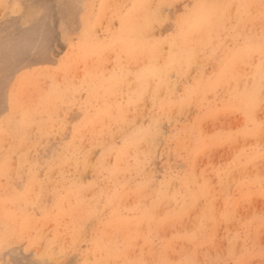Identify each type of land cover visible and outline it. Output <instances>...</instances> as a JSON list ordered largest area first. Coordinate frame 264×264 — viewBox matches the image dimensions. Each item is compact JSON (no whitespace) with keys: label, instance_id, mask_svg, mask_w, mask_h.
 Instances as JSON below:
<instances>
[{"label":"rangeland","instance_id":"rangeland-1","mask_svg":"<svg viewBox=\"0 0 264 264\" xmlns=\"http://www.w3.org/2000/svg\"><path fill=\"white\" fill-rule=\"evenodd\" d=\"M17 1L0 264H264V0Z\"/></svg>","mask_w":264,"mask_h":264},{"label":"bare ground","instance_id":"bare-ground-1","mask_svg":"<svg viewBox=\"0 0 264 264\" xmlns=\"http://www.w3.org/2000/svg\"><path fill=\"white\" fill-rule=\"evenodd\" d=\"M5 1H6V0H5ZM20 1H21V0H20ZM20 1H19V3H20ZM33 1H34V0H33ZM50 1H51V0H50ZM144 1H145V0H144ZM144 1H143V2H144ZM153 1H154V0H153ZM160 1H161V0H160ZM208 1H209V0H208ZM22 2H23V1H22ZM34 2H36V1H34ZM145 2H146V1H145ZM156 2H157V1H156ZM214 2L216 3V1H214ZM261 2H263V1H261ZM16 3H18V1H17ZM19 3H18V4H19ZM168 3H169V2H168ZM202 3H203V2H202ZM202 3H199V4L202 5ZM215 3H214V4H215ZM217 3H218V2H217ZM255 3H256V2H255ZM255 3H254V4H255ZM31 4H32V2H31ZM31 4H30V6H32ZM34 4L36 5V3H34ZM139 4H140V3H139ZM143 4H144V3H143ZM204 4L206 5L205 2H204ZM208 4H209V5L211 4L210 1H209ZM258 4H259V2H258ZM216 5H218V4H216ZM16 6H17V5H16ZM28 6H29V5H28ZM36 6H37V5H36ZM141 6H142V5H141ZM211 6H212V4H211ZM220 6H221V5H220ZM222 6H223V5H222ZM261 6H262V5H261ZM24 7H25V6H24ZM125 7H126V6H125ZM201 7L204 8L203 6H201ZM201 7H200V8H201ZM206 7H207V6H206ZM206 7H205V9H206ZM256 7H257V6H256ZM19 8H20V7H18V8L16 7V8H13V9H17V10H18ZM25 8H26V7H25ZM142 8H143V7H142ZM145 8H147V7H145ZM208 8H209V7H208ZM208 8H207V9H208ZM210 8H211V7H210ZM257 8H258V7H257ZM257 8H255V9H257ZM20 9H21V8H20ZM22 9H24V8H22ZM22 9H21V10H22ZM35 9H36V8H35ZM260 9H261V8H260ZM6 10H7V9H6ZM21 10H18V11L22 12ZM144 10H145V9H144ZM165 10H166V9H165ZM211 10H212V9H211ZM219 10H220V7H219ZM15 11H16V10H15ZM15 11H13V12L15 13ZM41 11H42V9H41ZM201 11H202V10H201ZM220 11H221V10H220ZM259 11H260V10H259ZM259 11H258V12H259ZM262 11H263V10H262ZM144 12H145V11H144ZM216 12H217V11H216ZM260 12H261V11H260ZM27 13H28V12H27ZM31 13H32V12H31ZM159 13H160V12H159ZM11 14H12V12H11ZM25 14H26V13H25ZM35 14H36V13H34V15H35ZM135 14H136V12H135ZM135 14H134V15H135ZM203 14H204V13H203ZM205 14H206V13H205ZM215 14H216V13H215ZM262 14H263V13H262ZM263 15H264V14H263ZM3 16H5V15L3 14ZM45 16H46V15H45ZM139 16H140V15H139ZM195 16H196V15H195ZM29 17H30V16H29ZM31 17H32V16H31ZM37 17H38V16H37ZM140 17H141V16H140ZM202 17H204V16L202 15ZM202 17H201V19H200L201 21H203ZM212 17H213V16H212ZM216 17H217V16H216ZM33 18H35V17H33ZM87 18H88V17H87ZM130 18H131V17H130ZM160 18H161V17H160ZM197 18H198V17H197ZM208 18H210V17H208ZM87 20H88V19H87ZM160 20H162V18H161ZM200 20H199V21H200ZM25 21H26V20H24V23H26ZM209 21H211V18H210ZM222 21H223V20H222ZM21 22H22V21H21ZM88 22H89V21H88ZM114 22H115V21H114ZM206 22H208V21H206ZM230 22H231V21H230ZM230 22H229V23H230ZM24 23H23V24H24ZM27 23H28V22H27ZM30 23H31V22H30ZM30 23H29V24H30ZM23 24H22V25H23ZM29 24H28V25H25V26H29ZM193 24H194V23H193ZM195 24L197 25L198 23L195 22ZM200 24H201V22H200ZM200 24H199V25H200ZM203 24H204V23H203ZM203 24H202V26H203ZM214 24H216V23H214ZM14 25H15V24H14ZM31 25H32V24H31ZM140 25H141V24H140ZM196 25H195V26H196ZM207 25H208V24H207ZM209 25H210V22H209ZM228 25H229V24H228ZM20 26H21V24H20ZM20 26L17 27V28L20 29ZM128 26H129V25H128ZM217 26H218V25H215V26L213 25L212 27L215 28V27H217ZM29 27H30V26H29ZM190 27H191V26H190ZM208 27H209V26H208ZM208 27H206V28H208ZM227 27H228V26H227ZM17 28H15V29L13 30V31H15V32H13V34H14V33L16 34V29H17ZM23 28H24V27H23ZM192 28H193V27H192ZM10 29H11V28H10ZM19 29H17V33H18V30H19ZM106 29H107V28H106ZM126 29H127V28H126ZM20 30H21V29H20ZM191 30H193V29H190L188 32L190 33ZM3 31H4V30H3ZM7 31H8V29H7ZM21 31H22V30H21ZM23 31H24V29H23ZM26 31H27V30H26ZM26 31H25V32H26ZM35 31H36V30H34V32H35ZM194 31H195V29L193 30V33L195 34ZM217 31H218V30H217ZM8 32H9V31H8ZM10 32H11V31H10ZM10 32H9V33H10ZM25 32H24V33H25ZM95 32H96V31H95ZM128 32H129V30H128ZM183 32H184V31H183ZM224 32H225V31H224ZM224 32H223V33H224ZM5 33H7V32H5ZM11 33H12V32H11ZM20 33H21V32H20ZM20 33H19V34H20ZM47 33H48V32H47ZM126 33H127V32H126ZM181 33H182V32H181ZM186 33H187V32H186ZM218 33H219V31H218ZM7 34H8V33H7ZM15 34H14V35H15ZM27 34H29V33H27ZM38 34H39V33H38ZM128 34H129V33H127V35H128ZM130 34H131V33H130ZM182 34H183V33H182ZM253 34H254V33H253ZM255 34H256V33H255ZM3 35H4V34H3ZM3 35H2V36H3ZM8 35H9V34H8ZM14 35H12V36L14 37ZM29 35H31V34H29ZM177 35H178V34H177ZM177 35H176V36H177ZM131 36H132V35H131ZM184 36H185V35H184ZM5 37H6V35H5ZM21 37H22V36H21ZM28 37H29V36H28ZM39 37H41V36H39ZM211 37H212V36H211ZM253 37H254V36H253ZM1 38H2V37H1ZM3 38H4V36H3ZM11 38H12V37H11ZM181 38H182V36H181ZM187 38H188V37H187ZM255 38H256V37H255ZM259 38H260V37H259ZM7 39H8V37H7ZM22 39H23V37H22ZM36 39H37V37H36ZM260 39H261V38H260ZM11 40H12V41H13V40H14V41L17 40L16 36H15V39L12 38V39H10V41H11ZM19 40H21L20 37H19ZM34 40H35V38H34ZM175 40H177V39H175ZM182 40H183V39H182ZM204 40H205V39H204ZM251 40H255V39H251ZM21 41H22V40H21ZM28 41H29V40H28ZM35 41H36V40H35ZM38 41L40 42V39H38ZM183 41H184V40H183ZM261 41H262V40H261ZM4 42H5V41H3V43H4ZM173 42H174V41H173ZM243 42H244V41H243ZM246 42H247V41H246ZM26 43H27V42H26ZM32 43H33V42H32ZM34 43H35V42H34ZM36 43H37V42H36ZM36 43H35V44H36ZM139 43H140V42H139ZM166 43H167V42H166ZM203 43H204V42H203ZM206 43H208V42L206 41ZM257 43H258V42H257ZM179 44H180V43H179ZM210 44H211V43H210ZM250 44H251V43H250ZM254 44H255V43H253V45H254ZM259 44H261V42H259ZM0 45H2V43H1ZM8 45H9V44H8ZM168 45H169V44H168ZM214 45H215V44H214ZM214 45H212V46H214ZM256 45H257V44H256ZM256 45H255V46H256ZM4 46H5V45H4ZM13 46H14V45H13ZM13 46H11V47H13ZM25 46H26V45H25ZM154 46H155V45H154ZM198 46H199V45H198ZM201 46H202V45H201ZM201 46H200V47H201ZM203 46H206V45H203ZM5 47H8V48L12 49V48L10 47V45H9V46H5ZM162 47H163V46H162ZM179 47H180V46H179ZM200 47H199V48H200ZM256 47H257V46H256ZM256 47H255V48H256ZM259 47H260V46H259ZM262 47H263V46H262ZM182 48H184V47H182ZM234 48H235V47H234ZM253 48H254V47H253ZM2 49H3V48H2ZM163 49H164V47H163ZM242 49H243V48H242ZM263 49H264V47H263ZM0 50H1V49H0ZM13 50H14V49H13ZM25 50H26V49H25ZM182 50H183V49H182ZM185 50H186V49H185ZM209 50H211V49H209ZM243 50H244V49H243ZM253 50H254V49H253ZM173 51H175V50H173ZM180 51H181V49H180ZM0 52H1V51H0ZM3 52H4V50H3ZM3 52H1V53H3ZM15 52H18V51H15ZM181 52H182V51H181ZM204 53H205V52H204ZM206 53H208V51H206ZM210 53H211V52H210ZM15 54H17V53H15ZM175 54H176V53H175ZM17 55H19V53H18ZM42 55H43V54H42ZM173 55H174V54H173ZM205 55H206V54H205ZM7 56H8V55H7ZM20 56H21V54H20ZM47 56H48V55H47ZM203 56H204V54H203ZM210 56H211V55H210ZM8 57H9V56H8ZM208 57H209V56H208ZM41 58H42V57H41ZM172 58H173V57H172ZM185 58H186V56H185ZM206 58H207V57H206ZM209 58H211V57H209ZM118 59H119V58H118ZM173 59H174V58H173ZM1 62H2V61H0V63H1ZM158 62H159V61H158ZM181 62H184V61H181ZM181 62H180V63H181ZM198 62H200V61H198ZM7 63H8V62H7ZM225 63H226V62H225ZM204 64H205V63H204ZM140 65H141V64H140ZM183 65H184V64H183ZM183 65H181V66H183ZM0 66H1V64H0ZM8 66H9V65H8ZM149 67H150V65H149ZM183 67H184V66H183ZM183 67H182V68H183ZM190 67H191V66H190ZM194 67H195V66H194ZM196 67H197V66H196ZM0 69H1V68H0ZM98 69H99V68H98ZM132 69H133V68H132ZM176 69H177V68H176ZM179 69H180V68H179ZM179 69H178V70H179ZM189 69H190V68H189ZM2 70H3V69H2ZM182 70H183V69H182ZM193 70H194V69H193ZM223 70H224V69H223ZM151 71H152V70H151ZM151 71H150V72H151ZM1 72L3 73V71H1ZM175 72H176V71H175ZM193 72H194V71H193ZM2 73H1V74H2ZM176 74H177V73H176ZM145 75H146V74H145ZM189 75H190V73H189ZM218 75H220V74H218ZM143 77H144V76H143ZM170 77H172L171 79L173 80V74H172V76L170 75ZM130 80H131V79H130ZM145 80H146V79H145ZM143 81H144V80H143ZM146 81H147V80H146ZM146 81H145V82H146ZM169 81H170V79H169ZM140 82H141V81H140ZM145 82H144V83H145ZM170 82H171V81H170ZM141 84H142V83H141ZM200 85H201V84H200ZM176 86H177V85L175 84V87H176ZM196 86H197V85H196ZM139 87H140V86H139ZM140 88H141V87H140ZM141 89H142V88H141ZM141 89L138 88V90H140V91H141ZM162 89H163V88H162ZM195 89H197V88H195ZM122 91H123V90H122ZM236 92H237V91H236ZM236 92H235V93H236ZM238 92H239V91H238ZM246 92H247V91H246ZM5 93H6V92H5ZM113 93H114V92H113ZM139 93H140V92H139ZM177 93H178V92H177ZM191 93H192V92H191ZM191 93H190V94H191ZM247 93H248V92H247ZM140 94H141V93H140ZM242 94H243V93H242ZM137 95H138V94H137ZM159 95H160V94H159ZM185 95H186V94H185ZM80 96H81V95H80ZM246 96H247V94H246ZM36 97H37V96H36ZM207 97H208V96H207ZM227 97H228V95H227ZM248 97H249V95H248ZM146 98H147V97H146ZM74 99H75V98H74ZM249 99H250V98H249ZM252 99H253V97H252ZM65 100H66V99H65ZM226 100H227V98H226ZM180 101H181V99H180ZM247 101H248V99H247ZM249 103H250V102H249ZM199 104H201V103L199 102ZM151 106H152V105H151ZM107 108H108V107H107ZM188 109L190 110L191 107L188 108ZM244 110H245V109H244ZM143 111H144V109H143ZM90 112H91V111H90ZM190 112H191V111H190ZM65 113H66V112H65ZM100 113H101V112H100ZM143 113H144V112H143ZM0 114H1V113H0ZM112 114H113V113H112ZM33 115H34V114H33ZM143 115H144V114H143ZM152 116H153V115H152ZM149 120H153V119H149ZM25 121H26V120H25ZM249 121H250V120H249ZM19 122H20V121H19ZM27 122H28V121H27ZM49 122H50V121H49ZM49 122H48V123H49ZM149 122H150V121H149ZM13 123H15V122H13ZM20 123H22V122H20ZM24 123H25V122H24ZM53 123H54V122H53ZM169 123H170V122H169ZM15 124L17 125V121H16ZM18 124H19V123H18ZM25 124H26V123H25ZM85 124H86V123H85ZM27 125H28V124H27ZM57 125H58V124H57ZM239 125H240V123H239ZM252 125H254V124H252ZM20 126H21V125H20ZM20 126L18 125L17 127H20ZM22 126H24V125H22ZM52 126H53V124H52ZM55 126H56V125H55ZM55 126H54V127H55ZM168 126H169V125H168ZM185 126H186V125H185ZM241 126H242V125H241ZM7 127H8V126H7ZM25 127H26V126H25ZM15 128H16V127H15ZM183 128H184V127H183ZM19 129H20V128H19ZM23 129H24V128H23ZM31 129H32V128H31ZM155 129H156V128H155ZM155 129H154V130H155ZM187 129H188V128H187ZM12 130H13V128H12ZM27 130H28V129H27ZM94 130H95V129H94ZM143 130H144V129H143ZM188 130H190V129H188ZM28 131H29V130H28ZM172 131H173V130H172ZM6 132H7V130H6ZM11 132H12V131H11ZM21 132H22V131H21ZM38 132H39V130H38ZM58 132H59V131H58ZM146 132H147V131H146ZM149 132H150V131H148V134H149ZM152 132H154V131H152ZM14 133H15V131H14L12 134H14ZM25 133H26V132H25ZM29 133H30V132H29ZM31 133H32V132H31ZM53 133H54V132H53ZM92 133H93V131H92ZM150 133H151V132H150ZM191 133H192V132H191ZM20 134H21V133H20ZM36 134H37V133H36ZM139 134H140V133H139ZM142 134H143V133H142ZM194 134H195V133H194ZM43 135H44V134H43ZM143 135H145V132H144ZM151 135H152V134H151ZM14 136H15V134H14ZM40 136H41V135H40ZM137 136H138V135H137ZM191 136H192V134H191ZM9 137H10V136H8V138H9ZM23 137H24V136H23V134H22V137H21V138H23ZM27 137H28V136H27ZM27 137L24 138L25 140H27V142L25 141V143H29V142H30V141H29V140H30V139H29L30 137L28 138L29 140L27 139ZM35 137H36V136H35ZM35 137H34V138H35ZM44 137H45V136H44ZM86 137H87V136H86ZM139 137H140V136H139ZM11 138H12V137H11ZM14 138H15V137H14ZM19 138H20V136H19ZM31 138H32V137H31ZM45 138H46V137H45ZM136 138H137V137H136ZM17 139H18V138H17ZM38 139H39V138H38ZM134 139H135V138H134ZM9 140H10V139H9ZM14 140H15V139H14ZM14 140H13V141H14ZM19 140H20V139H19ZM32 140H33V139H32ZM32 140H31V141H32ZM69 140H70V139H69ZM192 140H193V139H192ZM20 141H21V140H20ZM130 141H131V140H129V143H130ZM133 141H135V140H133ZM133 141H132V142H133ZM154 141H155V140H154ZM23 142H24V141H23ZM33 142H34V141H33ZM42 142H43V141H42ZM69 142H70V141H69ZM10 143H11V142H10ZM13 143H14V142H13ZM13 143H12V144H13ZM25 143H23V145H22V141H21V143H19V145L21 144L22 146H24ZM30 143H32V142H30ZM30 143H29V144H30ZM123 143H124V141H123ZM129 143H128V144H129ZM140 143H141V142H140ZM33 144H35V143H33ZM116 144H117V143H116ZM130 144H131V143H130ZM130 144H129V145H130ZM254 144H255V143H254ZM260 144H261V143H260ZM13 145H14V144H13ZM21 145H20V146H21ZM26 145H27V144H26ZM11 146H12V145H11ZM16 146H17V144H16ZM125 146H126V145H125ZM3 147H4V146H3ZM94 147H95V146H94ZM240 147H241V146H240ZM19 148H20V147H19ZM123 148H124V145H123ZM21 149H22V148H21ZM136 149H137V148H136ZM238 149H239V148H238ZM16 150H18V149H16ZM149 150H150V149H149ZM19 151H20V150H19ZM21 151H22V150H21ZM11 152H13V151L11 150ZM16 152H17V151H16ZM118 153H119V152H118ZM136 153H137V152H136ZM136 153H135V155H136ZM8 154H9V152H8ZM11 154H12V153H10L9 155H11ZM16 154H17V153H16ZM13 155L15 156V152H13ZM23 155H24V154H23ZM116 155H117V154H116ZM145 155H146V154H145ZM18 156H19V155H18ZM20 156H21V155H20ZM137 156H138V155H137ZM137 156H136V157H137ZM1 157L3 158V157H5V156H1ZM1 157H0V158H1ZM12 157H13V156H12ZM16 157H17V156H16ZM14 158H15V157H14ZM20 158H21V157H20ZM26 158H27V154H26ZM26 158H25V159H26ZM8 159H9V158H8ZM11 159H12V158H11ZM17 159H18V158H17ZM22 159H23V158H22ZM1 160H2V159H1ZM3 160H4V159H3ZM122 160H123V159H122ZM132 160H133V159H132ZM6 161H7V160H6ZM57 161H58V160H57ZM68 161H69V160H68ZM140 161H142V160L140 159L139 162H140ZM4 162H5V160H4ZM8 162H9V161H8ZM12 162L14 163V161H12ZM18 162H19V161H18ZM21 162H22V161H21ZM70 162H71V161H70ZM72 162H73V163H76V165H77V162H76V161L73 160ZM13 163H12V164H9V165H12V166H13ZM16 164H17V163H16ZM16 164H15V165H16ZM20 164H21V163H20ZM20 164H19V165H20ZM69 164H70V163H69ZM88 164H89V163H88ZM137 164H139V163L137 162ZM141 164H142V163H141ZM3 165H4V164H3ZM9 165L7 164V166H9ZM15 165H14V166H15ZM34 165H35V164H34ZM70 165H71V164H70ZM130 165H131V164H130ZM137 166H138V165H137ZM140 166H141V165H140ZM10 167H11V166H10ZM135 167H136V166H135ZM0 168H2V167H0ZM65 168H66V167H65ZM78 168H79V167H78ZM85 168H86V167H85ZM5 169H6V166H5V168H3V170H5ZM253 169H254V168H253ZM105 170H106V169H105ZM6 171H7V170H6ZM53 171H54V170H53ZM88 171H89V170L87 169V172H88ZM139 171H140V170H139ZM50 172H51V171H50ZM215 174H216V172H215ZM5 175H6V174H5ZM131 175H132V174H131ZM244 175H245V174H244ZM81 176H82V175H81ZM6 177H7V176H6ZM38 177H39V176H37V178H38ZM246 177H247V175H246ZM249 177H250V176H249ZM32 178H34V177H32ZM250 178H251V177H250ZM239 179H240V178H239ZM34 180H35V179H34ZM8 182H9V181H8ZM32 183H33V182H32ZM165 183H166V182H165ZM185 183H186V182H185ZM196 183H197V182H196ZM234 183H235V182H234ZM29 186H30V185H29ZM258 187H259V186H258ZM32 188H33V187H32ZM178 188H179V187H178ZM201 188H202V187H201ZM29 189H30V188H29ZM156 190H157V189H156ZM156 190H155V191H156ZM169 190H170V189H169ZM179 190H180V189H179ZM196 191H197V190H196ZM175 192H176V191H175ZM187 193H188V192H187ZM30 195H31V194H30ZM97 195H98V194H97ZM86 196H87V195H86ZM151 197H152V196H151ZM190 198H192V197H190ZM31 199H32V198H31ZM24 200H25V199H24ZM18 201H19V200H18ZM27 201H28V200H27ZM109 204H110V203H109ZM140 204H141V203H140ZM82 205H83V204H82ZM94 205H95V204H94ZM124 205H125V204H124ZM5 206H6V205H5ZM19 206H20V205H19ZM129 206H130V205H129ZM23 207H24V206H23ZM26 207H27V206H25V208H26ZM79 207H80V206H79ZM81 207H82V206H81ZM89 207H90V206H89ZM10 208H11V206H10ZM201 208H202V207H201ZM28 209H29V208H28ZM86 209H87V208H86ZM96 209H98V208H96ZM92 210H93V209H92ZM25 211H26V210H25ZM86 211H87V210H86ZM175 215H177V214H175ZM85 216H86V215H85ZM91 216H92V215H91ZM167 216H168V215H167ZM83 217H84V216H83ZM199 217H200V216H199ZM8 218H9V216H8ZM10 219H11V223H12V217H10ZM74 219H75V218H74ZM86 219H87V218H86ZM187 219H188V218H187ZM38 221H39V220H38ZM60 222H61V221H60ZM25 223H27V222H25ZM43 223H44V222H43ZM68 223H70V222H68ZM8 224H9V223H8ZM27 224H29V223H27ZM31 224H32V223H31ZM37 224H38V223H37ZM179 224H180V223H179ZM9 225H10V224H9ZM11 225H12V224H11ZM13 225H14V224H13ZM38 226H39V225H38ZM70 226H71V225H70ZM27 227H28V226H27ZM48 227H49V226H48ZM227 227H228V226H227ZM12 228H13V227H12ZM23 228H25V227H23ZM105 228H107V227H105ZM128 229H129V228H128ZM196 229H197V228H196ZM8 230H9V228H8ZM102 230H103V229H102ZM12 231H13V230H12ZM14 231L16 232V229H15ZM17 232H18V231H17ZM25 232H26V231H25ZM201 232H202V230H201ZM3 233H4V231H3ZM13 233H14V232H12V235H13ZM69 233H70V232H69ZM77 233H78V232H77ZM10 234H11V233H10ZM15 234H16V233H15ZM18 234H19V233H18ZM97 234H98V233H97ZM192 234H193V233H192ZM194 234H195V233H194ZM16 235H17V234H16ZM7 236H9V234L6 235V236H4V237H6L5 239H8ZM1 237H2V235H1ZM4 237H3V239H4ZM9 237L11 238V236H9ZM15 237H16V236H15ZM159 237H160V236H159ZM196 237H197V236H196ZM13 239H14V238H13ZM8 240H9V239H8ZM11 240H12V239H11ZM11 240H10V242H11ZM105 240H106V239H105ZM105 240H104V241H105ZM138 240H139V239H138ZM5 241H6V240H5ZM3 242H4V241H3ZM31 242H32V241H31ZM6 243H8V242H6ZM108 245H109V244H108ZM0 246H1V241H0ZM3 246H4V245H2V247H3ZM234 246H235V245H234ZM32 250H33V249H32ZM55 250H56V249H55ZM105 251H106V250H105ZM23 254H24V253H23ZM33 254H34V253H33ZM108 254H109V253H108ZM50 255H51V254H50ZM51 256H52V255H51ZM82 257H83V256H82ZM36 260H37V259H36ZM51 262H53V261H51ZM106 262H107V261H106ZM170 262H171V261H170ZM28 263H29V262H28ZM87 264H88V263H87ZM114 264H115V263H114Z\"/></svg>","mask_w":264,"mask_h":264}]
</instances>
